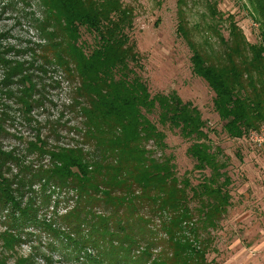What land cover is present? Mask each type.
<instances>
[{
    "label": "trees",
    "instance_id": "obj_1",
    "mask_svg": "<svg viewBox=\"0 0 264 264\" xmlns=\"http://www.w3.org/2000/svg\"><path fill=\"white\" fill-rule=\"evenodd\" d=\"M34 1L42 9L48 63L75 85L77 128L67 129L81 142L55 147L38 135L23 150L0 147V264L11 255L14 264H35L33 254L18 256L34 232L70 250L79 264H217L208 255L212 231L232 203L229 158L214 147L192 102L176 91L151 90L134 41L133 6ZM248 1L259 17L260 42L251 43L230 15L228 37L206 28L223 48L210 53L194 40L186 0H177V33L191 50L192 72L213 92L222 131L234 140L264 129V0ZM204 2L224 19L217 0ZM169 134L189 143L199 177L179 176L167 152ZM56 194L73 206L60 214L54 202L53 217L42 216Z\"/></svg>",
    "mask_w": 264,
    "mask_h": 264
},
{
    "label": "rangeland",
    "instance_id": "obj_2",
    "mask_svg": "<svg viewBox=\"0 0 264 264\" xmlns=\"http://www.w3.org/2000/svg\"><path fill=\"white\" fill-rule=\"evenodd\" d=\"M125 1L135 9L133 36L151 90L164 94L176 91L184 101L192 102L207 122L214 147L224 150L229 158L232 203L218 230L212 231L213 251L208 260L217 264H264V129L240 140L231 139L222 131L223 122L214 111V94L205 80L193 74L191 50L177 33V0ZM204 1L186 0L194 40L205 50L223 51L218 37L207 33L206 28L216 26L228 37L230 15L251 43L260 42V26L255 21L259 17L248 0H217L222 21L211 15ZM41 21L42 9L36 1L0 0V147L6 151L23 150L38 135L55 147L81 142L67 129L77 128L71 108L75 85L66 80L57 66L48 63L45 48L49 44ZM167 138V152L174 156L179 176L199 177L195 162L187 154L189 143L172 134ZM30 160L28 156L26 162ZM64 195H54L51 207L42 208L41 215L53 217L57 205L58 212L65 214L74 203ZM54 202L59 203L55 206ZM33 234L18 249V256L33 254L35 264L83 262L73 260L70 250H61L59 243L47 234ZM14 258L11 255L7 264H14Z\"/></svg>",
    "mask_w": 264,
    "mask_h": 264
}]
</instances>
